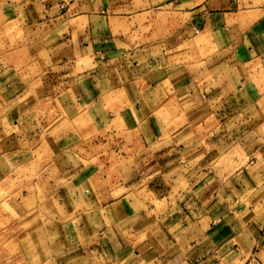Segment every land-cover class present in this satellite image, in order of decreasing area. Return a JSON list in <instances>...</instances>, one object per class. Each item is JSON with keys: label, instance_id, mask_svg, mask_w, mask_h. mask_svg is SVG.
Listing matches in <instances>:
<instances>
[{"label": "crops", "instance_id": "crops-1", "mask_svg": "<svg viewBox=\"0 0 264 264\" xmlns=\"http://www.w3.org/2000/svg\"><path fill=\"white\" fill-rule=\"evenodd\" d=\"M0 5V186L41 178L21 256L264 264V0Z\"/></svg>", "mask_w": 264, "mask_h": 264}, {"label": "rangeland", "instance_id": "rangeland-1", "mask_svg": "<svg viewBox=\"0 0 264 264\" xmlns=\"http://www.w3.org/2000/svg\"><path fill=\"white\" fill-rule=\"evenodd\" d=\"M236 1H240L242 6L244 5V1L254 2V0ZM238 4H236V8ZM32 167L35 168L34 172L28 170L30 173H25L27 171L24 172L19 169L18 173H12L8 181L0 186V264H30L32 262L28 252L23 251L25 253L24 257L20 255L22 252L20 247L17 246L18 242H16L18 230L14 222L16 217V202L23 199V201L29 203L31 194H33L36 188L35 185L38 181H41V178L39 176L37 177L38 173H36L38 164L34 162Z\"/></svg>", "mask_w": 264, "mask_h": 264}]
</instances>
